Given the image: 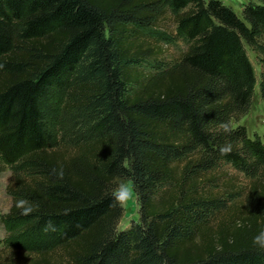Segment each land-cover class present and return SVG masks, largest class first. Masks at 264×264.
<instances>
[{
	"label": "trees",
	"instance_id": "16d2710c",
	"mask_svg": "<svg viewBox=\"0 0 264 264\" xmlns=\"http://www.w3.org/2000/svg\"><path fill=\"white\" fill-rule=\"evenodd\" d=\"M161 1L187 44L173 64L149 35ZM256 2L238 16L219 0H0V165L21 166L8 218L43 230L62 264H264L252 243L264 230V137L230 125L253 97L245 46L262 55L264 101ZM54 92L69 123L59 147ZM222 164L243 188H209ZM127 181L140 220L117 231ZM48 248L23 264H58Z\"/></svg>",
	"mask_w": 264,
	"mask_h": 264
},
{
	"label": "rangeland",
	"instance_id": "374dc122",
	"mask_svg": "<svg viewBox=\"0 0 264 264\" xmlns=\"http://www.w3.org/2000/svg\"><path fill=\"white\" fill-rule=\"evenodd\" d=\"M207 2L208 0H203ZM223 5L230 7L238 16L244 6L248 3H257L256 0H219ZM174 12L170 9L165 1H161L154 19L155 30L150 32L152 43L160 50V58L168 63L173 64L179 60L181 55L186 51L187 44L175 30ZM264 43V37L260 40ZM247 57L252 65L255 77V85L253 89V97L248 112L238 120H230V125L235 128L242 126L245 128L249 138H259L263 141L264 137V101L259 93L260 74L263 71L260 65L262 55L254 48L245 46ZM61 95L54 92L49 98L50 113L48 119L49 132L53 139L51 144L57 147L61 144L63 133L68 130L69 123L61 114ZM21 166L11 167L9 165H0V264H23L28 263L29 258L25 255L28 250H36L49 247V253L46 256L50 262L62 264L65 262L63 251L58 249L51 252L53 246L47 239L43 230L31 231L27 229L24 222L10 220L7 216L12 203V196L8 192V186L12 182L14 170H20ZM211 178H219L213 181L209 188L223 192V183L229 178L232 181V192L243 188L248 182L243 174L239 173L229 165H220L219 169L210 173ZM222 176H225L223 178ZM221 178V179H220ZM122 185L127 190L117 191L122 206V217L117 222L116 230L124 231L133 224L139 223L140 205L139 201L132 189L131 182L127 181ZM242 196L238 197L239 202ZM20 252H19V251ZM51 252V253H50ZM31 256H35L31 254ZM36 257V256H35Z\"/></svg>",
	"mask_w": 264,
	"mask_h": 264
},
{
	"label": "clouds",
	"instance_id": "9594fccd",
	"mask_svg": "<svg viewBox=\"0 0 264 264\" xmlns=\"http://www.w3.org/2000/svg\"><path fill=\"white\" fill-rule=\"evenodd\" d=\"M120 190H127L126 186L122 185ZM26 203H27L26 201L20 202L21 206H23ZM30 211H31V208H24L23 209L24 214H27ZM252 243H253L254 247H256L260 250H264V230H261L257 235H255L253 237Z\"/></svg>",
	"mask_w": 264,
	"mask_h": 264
}]
</instances>
